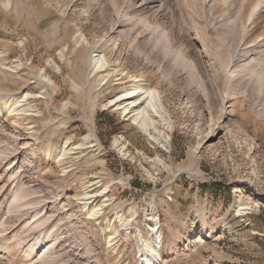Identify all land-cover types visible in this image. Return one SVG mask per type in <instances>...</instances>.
<instances>
[{
    "label": "rangeland",
    "instance_id": "rangeland-1",
    "mask_svg": "<svg viewBox=\"0 0 264 264\" xmlns=\"http://www.w3.org/2000/svg\"><path fill=\"white\" fill-rule=\"evenodd\" d=\"M139 80L168 148L103 105ZM149 200L159 264H264V0H0V264H141Z\"/></svg>",
    "mask_w": 264,
    "mask_h": 264
},
{
    "label": "bare ground",
    "instance_id": "bare-ground-1",
    "mask_svg": "<svg viewBox=\"0 0 264 264\" xmlns=\"http://www.w3.org/2000/svg\"><path fill=\"white\" fill-rule=\"evenodd\" d=\"M9 1L10 0H7L8 4ZM18 63L19 61L17 60L15 62V65L12 66L8 63L1 62L3 66L9 68H15ZM106 66L107 61L102 54H94L92 56V71L105 68ZM44 78L48 83H50L51 80L48 77ZM20 100L21 101L19 102L21 103L18 102L19 105L22 106L23 104H25V96ZM4 101L5 105L7 104L9 108L10 103L12 104L10 95H7ZM103 105L111 107L116 111H120L123 117H128L131 120V123L135 125V130L139 132L150 144L154 146H160L162 148H168L169 141L167 135H160L159 138H155L150 132V127L157 119H162L163 114L156 90L150 88L143 80L134 82L130 88L122 89V91H120L113 98L108 99ZM91 139L92 138L89 133L82 138V140L88 144H91L93 140ZM113 144L118 148V150L125 151V146L119 139L115 138ZM90 146L93 147L94 143H92ZM156 159L161 160L159 156H156ZM89 186L90 185H86L84 187V195L82 198H80L82 199V203L85 208H91L90 214L92 216H97L101 212L102 208L99 207L95 209L94 205L92 204V200L96 192L92 193L91 189H89ZM102 188L103 189L97 193L102 197L103 203H105L108 200L104 195L106 186ZM239 211H241V209H238L237 212ZM159 214V211L153 205V201L149 200L148 214L145 220V226L150 229L149 237H147L148 239H143L141 237V235L139 234L141 232L140 229L136 230V233L139 234V239L141 242V248L139 250L141 264H159V260L161 259L158 248L162 237L160 224L158 221ZM118 219L120 224L124 226L125 229L129 230L132 228L130 219L124 220L120 216H118ZM115 238L116 236L111 237L110 241L114 240Z\"/></svg>",
    "mask_w": 264,
    "mask_h": 264
}]
</instances>
